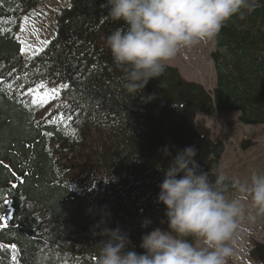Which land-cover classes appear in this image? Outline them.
Returning a JSON list of instances; mask_svg holds the SVG:
<instances>
[{
    "label": "trees",
    "instance_id": "obj_1",
    "mask_svg": "<svg viewBox=\"0 0 264 264\" xmlns=\"http://www.w3.org/2000/svg\"><path fill=\"white\" fill-rule=\"evenodd\" d=\"M42 2L0 0V217H12L0 227L7 246L0 264H12L13 244L19 264H98L101 220L142 253V234L167 228L157 196L176 152L194 146L200 169L213 181L220 173L225 145L196 131V114H238L242 125H264V0H249L214 38L213 92L166 65L136 96L105 45L124 26L107 17L106 0H70L56 14L51 43L24 58L20 20ZM41 82L63 88L55 103L33 111L22 93ZM54 113L71 119L47 123ZM232 182L226 177V195L237 191ZM146 218L152 223L143 229ZM250 257L264 264V243L255 242Z\"/></svg>",
    "mask_w": 264,
    "mask_h": 264
},
{
    "label": "clouds",
    "instance_id": "obj_2",
    "mask_svg": "<svg viewBox=\"0 0 264 264\" xmlns=\"http://www.w3.org/2000/svg\"><path fill=\"white\" fill-rule=\"evenodd\" d=\"M107 17L122 22L105 38L114 63L124 68V88L140 93L160 78L167 61L181 49L212 40L225 22L250 7L249 0H106ZM153 97L149 96L151 100ZM171 156L167 147L161 150ZM194 146L176 152L163 168L157 203L165 206L161 224L142 234L138 253L119 227H95L102 237L98 264H229L236 255V234L245 218L239 198L225 194L226 176L210 173L197 164ZM233 187L251 199L250 222L264 216V173L253 172L250 183L234 180ZM144 219L141 228L151 225ZM198 242V243H197Z\"/></svg>",
    "mask_w": 264,
    "mask_h": 264
},
{
    "label": "rangeland",
    "instance_id": "obj_3",
    "mask_svg": "<svg viewBox=\"0 0 264 264\" xmlns=\"http://www.w3.org/2000/svg\"><path fill=\"white\" fill-rule=\"evenodd\" d=\"M69 4L70 0H43L40 5L22 16L17 37L20 42L25 41L27 45H31V49L28 51H21L24 58L35 56L36 54L34 55L32 49L40 48L42 41L52 40L57 29L56 14L62 8L68 7ZM26 18L27 23H25ZM21 45L23 49L24 44ZM213 45L214 39L201 42L190 48V50L197 53V55L193 56L196 60V69H193V67L192 69L196 76L195 79L198 81H200V75H203L204 72H209L210 68L212 70V66H210L207 59ZM185 55L186 52L181 49L172 60L165 63L167 66L187 69L186 66L188 65L184 63H187L184 59ZM210 86L211 82L208 84V87ZM47 87L51 88V86ZM55 87L60 92L63 88L62 85ZM59 96L54 101H49L48 104L55 103ZM27 98L28 100L31 99L28 96ZM237 117L239 118L237 114L215 113L208 116L198 113L195 117L194 126L199 134L210 133V138L214 142H222L225 145L220 173L230 180L250 183L253 172L264 173V125L245 126L239 122ZM245 141H251L252 144L247 145V148L243 150L241 142ZM226 196L229 199L239 198L245 208V218L236 234V255L229 260V264H259L251 259L250 251L255 242L264 243V216H258L254 222H250L248 219V214L252 211L250 197L238 191L229 193Z\"/></svg>",
    "mask_w": 264,
    "mask_h": 264
},
{
    "label": "snow or ice",
    "instance_id": "obj_4",
    "mask_svg": "<svg viewBox=\"0 0 264 264\" xmlns=\"http://www.w3.org/2000/svg\"><path fill=\"white\" fill-rule=\"evenodd\" d=\"M25 23H27V18L25 19ZM51 41L44 40L42 41V46L38 49H32L34 55L38 53H42L44 51V46L49 45ZM21 44H24V48L21 49V51H28L31 49V45H27L25 41H21ZM0 84H3V81H0ZM11 85H8V88H11ZM68 85H64V88H67ZM47 90L45 91V89ZM22 95H26L30 97L31 99L25 104V107H27L29 104L33 106V111L36 108L43 107L45 104H48L49 101H54L57 96L60 95V91L57 87L53 86L51 88H48L47 85H45L43 82L38 84L36 87H29L27 90L22 93ZM65 119H71V117H65L63 114L56 115L55 113L49 116L47 123H50L52 125H56L58 122L63 123ZM39 125V121H35ZM42 135H51L50 132H43ZM2 166V165H0ZM12 217L11 215H6L5 217H0V227H7L8 222L11 221ZM7 246L0 245V249H4ZM11 251H12V264H19L18 257L16 255V245H11Z\"/></svg>",
    "mask_w": 264,
    "mask_h": 264
},
{
    "label": "crops",
    "instance_id": "obj_5",
    "mask_svg": "<svg viewBox=\"0 0 264 264\" xmlns=\"http://www.w3.org/2000/svg\"><path fill=\"white\" fill-rule=\"evenodd\" d=\"M211 49H210L211 51L209 52V58L207 60H208V63L210 64V66H212V70L210 68V71L209 72H204L203 75H200V79H199L200 81H198V80L195 79L196 76H195V74L193 72V69L194 68L196 69V66H195L196 60L193 58V56L194 55H197V53L194 52L193 50H190V48L182 49L183 51L186 52L185 57L184 56L183 57L187 61V63L184 62L185 64L188 65V66H186L187 69H185V68L184 69H181L179 67H176V68L179 70V72L181 73V75L183 76V78L185 80L190 81V82L199 83L207 91L213 92V90L217 86L216 72H215L214 65H213V62H212V59H211V54H212V52L214 50V45L211 47ZM192 67H193V69H192ZM209 82H211V86L210 87H208ZM237 116H239V115L237 114ZM237 119H238V117H237Z\"/></svg>",
    "mask_w": 264,
    "mask_h": 264
}]
</instances>
